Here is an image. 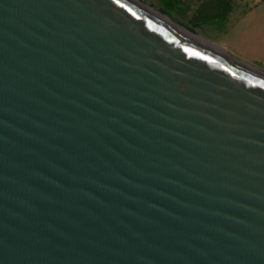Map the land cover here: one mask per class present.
<instances>
[{
	"label": "water",
	"instance_id": "95a60500",
	"mask_svg": "<svg viewBox=\"0 0 264 264\" xmlns=\"http://www.w3.org/2000/svg\"><path fill=\"white\" fill-rule=\"evenodd\" d=\"M145 5L0 0V264H264V72Z\"/></svg>",
	"mask_w": 264,
	"mask_h": 264
},
{
	"label": "rangeland",
	"instance_id": "374dc122",
	"mask_svg": "<svg viewBox=\"0 0 264 264\" xmlns=\"http://www.w3.org/2000/svg\"><path fill=\"white\" fill-rule=\"evenodd\" d=\"M143 1L152 5L154 15L160 20L174 24L166 15L157 11L163 8L158 0ZM213 1L182 0V8L186 7V12L179 7L166 11L184 28L193 29L204 42L212 43L236 60L264 72V0H226L222 8L209 11L211 14H201L207 21L193 25V14L207 10L208 4L205 3Z\"/></svg>",
	"mask_w": 264,
	"mask_h": 264
},
{
	"label": "trees",
	"instance_id": "16d2710c",
	"mask_svg": "<svg viewBox=\"0 0 264 264\" xmlns=\"http://www.w3.org/2000/svg\"><path fill=\"white\" fill-rule=\"evenodd\" d=\"M158 1L163 5V8L165 10L173 11V10H176L179 7L180 10H182L184 12L187 11L186 7L182 8V6H183L182 0H158ZM225 3H227L226 0H214L213 2L205 3V4H208L207 5L208 6L207 7L208 12H207V10H199L198 12L194 13L193 17H192L193 25H197V24H199V23H201L203 21H207L201 15L202 13L211 14V13H209V11L211 12L212 10H218V9L222 8ZM208 20L210 21L209 18H208Z\"/></svg>",
	"mask_w": 264,
	"mask_h": 264
},
{
	"label": "bare ground",
	"instance_id": "6f19581e",
	"mask_svg": "<svg viewBox=\"0 0 264 264\" xmlns=\"http://www.w3.org/2000/svg\"><path fill=\"white\" fill-rule=\"evenodd\" d=\"M146 6V8L154 15V13H153V10L151 9V7L150 6H148V5H145ZM161 14H164V15H166L174 24H172V23H169V22H167V21H165L166 23H168L169 25H171V26H173L176 30H178L180 33H182V34H184L186 37H188V38H191V39H193V40H195V41H197V42H199L200 44H205V45H208L206 42H204L201 38H199L198 37V35L194 32V31H190V29H186V28H184L182 25H180L179 23H177L176 21H174L172 18H171V16H169L165 11H163V10H158ZM156 16V15H155ZM157 17V16H156ZM158 18V17H157ZM164 21V20H163ZM180 28L181 30H179L178 28Z\"/></svg>",
	"mask_w": 264,
	"mask_h": 264
},
{
	"label": "flooded vegetation",
	"instance_id": "af4514ba",
	"mask_svg": "<svg viewBox=\"0 0 264 264\" xmlns=\"http://www.w3.org/2000/svg\"><path fill=\"white\" fill-rule=\"evenodd\" d=\"M146 5L150 6L151 9L155 10V9L152 7V5H149V4H147V3H146ZM162 9H164V8H160V9H158V10H162ZM158 10H157V11H158ZM164 10H165V9H164ZM164 10H163V11H164Z\"/></svg>",
	"mask_w": 264,
	"mask_h": 264
}]
</instances>
